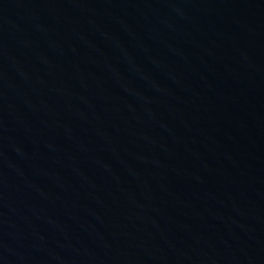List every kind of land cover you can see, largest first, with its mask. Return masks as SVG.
<instances>
[{
	"label": "water",
	"instance_id": "95a60500",
	"mask_svg": "<svg viewBox=\"0 0 264 264\" xmlns=\"http://www.w3.org/2000/svg\"><path fill=\"white\" fill-rule=\"evenodd\" d=\"M0 264H264V0H0Z\"/></svg>",
	"mask_w": 264,
	"mask_h": 264
}]
</instances>
